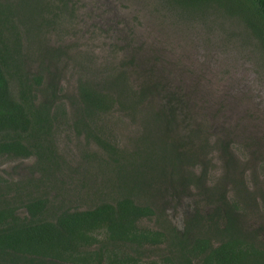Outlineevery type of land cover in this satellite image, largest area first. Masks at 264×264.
Wrapping results in <instances>:
<instances>
[{
	"label": "trees",
	"instance_id": "1",
	"mask_svg": "<svg viewBox=\"0 0 264 264\" xmlns=\"http://www.w3.org/2000/svg\"><path fill=\"white\" fill-rule=\"evenodd\" d=\"M173 1L194 7L209 3L231 7L234 1L245 2L250 11L245 12L246 23L264 40V0ZM70 2L0 0V159L35 158L48 181L59 170L55 136L63 121L68 131L82 138L84 158L99 155L100 169L112 170V193L100 194L95 188L94 196L85 199L86 208L73 207L69 199L66 205L64 201L56 204L40 192L46 181L31 176L17 182L0 174V264H103L104 260L108 264H264V223L257 226L243 217L245 211L255 209L253 218L261 221L264 209L259 205L264 207V194L259 191L252 198L243 191L231 202L221 192L211 199L207 196L215 206L206 220L199 214L193 217V222L207 224L204 234L194 238L176 232L170 224L164 231L139 226L141 220L155 215L147 200L163 201L170 195L172 201L190 193L192 186H204L207 167L203 163L208 162L211 147L187 120L180 119L178 124L185 129L181 135L174 134L175 120L187 107L169 92L166 83H154L148 75L152 69L145 77L135 57L127 64L139 67L144 76L138 91L132 89L127 71L120 69L109 85L106 81L102 86L80 83L76 94L66 95L65 107L59 87L61 68L57 67L61 48L39 45L30 50L32 38L42 29L70 15ZM49 64L56 68L51 70ZM157 96L160 103L154 101ZM147 99L150 107L135 149L131 154L117 150L97 122L114 106L134 113ZM91 145L102 154L90 151ZM197 166H201L199 174L194 171ZM152 181L159 184L155 192ZM166 235L174 252L164 256L162 263L143 259L142 249L161 245Z\"/></svg>",
	"mask_w": 264,
	"mask_h": 264
},
{
	"label": "rangeland",
	"instance_id": "2",
	"mask_svg": "<svg viewBox=\"0 0 264 264\" xmlns=\"http://www.w3.org/2000/svg\"><path fill=\"white\" fill-rule=\"evenodd\" d=\"M70 1V15H62L55 25L42 29L32 38L30 50L39 45L49 50L61 48L57 67L61 68L59 87L65 107L66 95L76 94L82 82L102 86L106 81L109 85L108 81L121 69L127 71L136 92L141 79L152 69L148 75L154 83H166L169 92L187 107L178 114L176 124L180 119L184 123L187 120L211 147L207 152L209 160L206 158L208 162L203 163L207 167L204 186H192L190 193L172 201L170 195L163 201L147 200L155 215L141 220L139 226L164 231L170 224L176 232L194 238L204 234L207 224L202 220L193 222V217L199 214L206 220L215 206L207 201V196L211 199L221 192L231 202L237 201L243 191L251 198L258 191L264 194V40L246 23L245 12H250L247 3L194 7L173 0ZM132 57L137 58L146 75H140L139 67L127 64ZM32 65L36 67V63ZM49 66H53L51 70L56 68ZM160 100V96L154 98L156 103ZM149 103L148 99L142 102L134 113L123 111L114 103L108 115L97 122L117 150L131 154L135 149ZM183 125L175 127V135H181ZM55 138L59 155L55 166L59 170L48 181L35 158H2L0 174L17 182H25L31 176L46 181L45 185L39 183L40 192L56 204L64 201L66 205L69 199L73 207L86 208L85 199L94 196L95 188L100 189V194L112 193V170L100 169L99 155L86 160L82 138L68 131L63 121ZM89 150L102 154L94 145ZM201 166L194 168L196 174ZM151 185L153 192L159 188L156 181ZM259 206L263 211L264 207ZM255 212L245 211L244 220L257 226L258 222L263 224L264 214L260 212L261 221H257L253 218ZM98 239L102 240L103 235L98 233ZM163 242L142 249L143 259L162 263V258L170 256L175 248L168 235ZM108 254L111 259L112 250ZM103 264H108V260Z\"/></svg>",
	"mask_w": 264,
	"mask_h": 264
}]
</instances>
